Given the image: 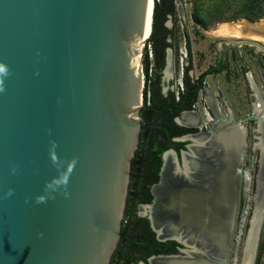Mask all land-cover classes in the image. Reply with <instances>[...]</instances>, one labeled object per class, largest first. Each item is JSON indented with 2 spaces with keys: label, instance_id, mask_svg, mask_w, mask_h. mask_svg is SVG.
Returning a JSON list of instances; mask_svg holds the SVG:
<instances>
[{
  "label": "water",
  "instance_id": "1",
  "mask_svg": "<svg viewBox=\"0 0 264 264\" xmlns=\"http://www.w3.org/2000/svg\"><path fill=\"white\" fill-rule=\"evenodd\" d=\"M148 3L0 0V264L110 263L142 127L144 79L136 57L149 38ZM152 25L153 10L150 34ZM230 42L264 52L257 40ZM260 118L253 109L239 121ZM241 131L237 166L246 145ZM259 141L253 214L264 194ZM195 146H187L189 154ZM244 174L248 182V169ZM232 206L220 257L207 254L205 264H237L226 261ZM260 226L264 209L255 247ZM156 259L175 256H152L148 264H160Z\"/></svg>",
  "mask_w": 264,
  "mask_h": 264
},
{
  "label": "flooded vegetation",
  "instance_id": "2",
  "mask_svg": "<svg viewBox=\"0 0 264 264\" xmlns=\"http://www.w3.org/2000/svg\"><path fill=\"white\" fill-rule=\"evenodd\" d=\"M165 21L164 26L166 29H168V33L164 38V50L162 52L161 49H158L156 53L153 47V82L149 86V100L146 99V94L143 95L142 107L140 109L142 127L139 144L135 155L131 160L130 181L128 185L127 199H125L126 206L121 224V235L109 264H139L141 262L148 264L149 258L156 255H174L175 259L195 256L198 257V259L201 258L203 262V258L207 257V254H209L212 259L215 258L212 249L207 247L208 244L212 242V240L210 243H206V241H200L201 243L194 242L193 244L188 243V245H185L184 243H187L185 239L178 237L179 234H177V232L183 234L182 236L184 237L186 236L185 233L188 230L184 229L185 227H182V225L178 223L176 212L171 211V208L168 210L167 203L171 200V196L170 193H168V199L165 198L166 194L164 195V192L165 190L172 189L174 184L175 187L171 191H175V189L180 187H184V189L193 188L194 191H196V189L201 190V188L203 189L204 187L205 181L209 179L207 172L209 173L210 163L208 162L210 161V157L199 156L194 159L191 157L193 156V150L189 154V149L187 147L189 144L194 143L199 147L202 145L198 144L201 143V141L196 142L194 137L200 135L202 138L205 137L207 140L214 128V125L212 124L215 122L219 123L220 120L232 125L234 124V126H237L238 129L243 130L245 133V126L242 124L244 121H239L240 118H244L245 116L234 118V115L230 109L227 110L228 115L223 113L220 114L216 105V99H213L212 92L208 89L203 90V82L206 77L214 74L217 75L224 70V66L219 62L220 60L218 61V65L209 66L201 74L195 78H192V80L189 78L190 75L188 73L183 72L182 85L184 88L177 91L176 95L175 93H172L173 86L170 84V82L173 80L174 68L172 49L168 46L170 42V31L168 26L165 25ZM222 41L221 43H223V45L226 47L227 45L224 42L225 40L222 39ZM162 58L163 62L160 63ZM169 58L171 60L170 64H168ZM148 68L146 72H148ZM245 77L247 80V74ZM189 89L190 94L194 93L195 96L190 106L187 105V99H185L187 95L185 93L188 92ZM199 92H204L206 94V104L208 106L206 113L209 115V119H207V121L202 119L199 111L196 108ZM255 99L253 98V100ZM154 103H164L165 105L169 106L168 110L161 111V109L158 106H155ZM253 109L251 113L253 112ZM144 111H146L147 116L144 115ZM151 111L153 116L149 117L148 113ZM184 116L188 118L187 121H184ZM249 120H254L256 123V119ZM147 128L149 130L148 136L146 137L144 130ZM149 136H153V138H150ZM188 136L193 138L194 141L187 139ZM137 153H140L138 157H136ZM183 153H186L188 156H183ZM167 155L169 157H166ZM184 159H194V162L191 164L194 165L195 169H193L191 173L188 171V173L191 175L189 176V179L185 175L187 174L185 173L187 169L185 167ZM242 163L243 157L241 159V163H239V166L234 164L235 169L234 172H232L231 177V203H234V206L231 205L234 211L232 230L234 227L236 214L238 218L239 213L243 210L244 195L247 190L244 187V169L247 168L243 167ZM167 165H169L171 170L176 169L178 173L171 172L167 174L168 177L166 176L165 179L164 172ZM217 168L218 167L215 169ZM238 169L241 171H237ZM204 172H206V175L205 177H202ZM171 176H173V178H171V182L167 183V179ZM253 208L254 206L251 209V214L248 212V229L250 226V219L253 215ZM154 210H164L165 212L162 216H158V223H155L153 218ZM208 212L209 207H206L204 209V213L207 214ZM245 213L247 212L245 211ZM243 222L244 217H241V222L237 225L239 231L235 238V254L238 252V240H240L239 235L241 234ZM202 223L205 226L207 219H203ZM169 224L174 225L177 229L173 230L174 228H172V230L169 231ZM158 228H166V232H170V234L161 235ZM171 233H173L174 236L170 237L169 235H171ZM147 240L152 241L147 242ZM244 244L242 247L240 260L243 257ZM233 260H237L236 256L233 258ZM197 264H201L200 260Z\"/></svg>",
  "mask_w": 264,
  "mask_h": 264
},
{
  "label": "rangeland",
  "instance_id": "3",
  "mask_svg": "<svg viewBox=\"0 0 264 264\" xmlns=\"http://www.w3.org/2000/svg\"><path fill=\"white\" fill-rule=\"evenodd\" d=\"M159 1V0H156ZM252 0H172L173 9L167 16L165 25L170 31L169 47L172 49V59L174 75L170 82L173 86V92L183 89V72L190 75V79L195 78L206 70L209 66L218 65V61L224 66V70L217 75H210L204 79V89L212 92L213 99H216V105L220 114L228 115L230 109L234 118L244 117L251 113L253 107V94L251 95L248 76L255 83L258 92L264 91V52L258 50L250 44H232L231 39L217 37L213 31L223 23L228 22H247L244 18L245 9H248ZM256 1V0H255ZM155 3V0H154ZM261 10L264 11V0H259ZM256 5V3H255ZM154 11V10H153ZM196 13L198 22L194 21L193 13ZM252 23L264 22V17L259 20L249 21ZM248 23V22H247ZM152 34V33H151ZM148 40L139 54V66L144 79L143 95L149 100V86L153 76V44ZM224 39L226 43H221ZM230 39V40H229ZM164 40V39H163ZM162 41V40H160ZM223 42V41H222ZM260 42V41H259ZM145 54L148 56V72L145 66ZM188 65V66H187ZM188 67V69H187ZM247 74V80H246ZM146 92L144 93V91ZM255 99V98H254ZM252 101V103H251ZM206 94L199 92L196 105L202 119L207 121L209 115L206 113L208 106L206 104ZM146 103V102H144ZM245 126L246 145L243 155V167H246L250 173L251 179L244 183L247 189L244 195V207L242 212L235 217V223L232 230L230 247L227 262H232L236 256V263L240 264V256L244 241L246 240L248 230L249 213L253 207V197L256 187V176L259 168V151H253L257 137L260 135L255 131L257 123L254 120H248L242 123ZM245 211L247 213H245ZM244 217L241 228L240 240L238 243V252L235 254L236 241L238 235V224ZM264 226L259 231L256 245V258L254 264H264ZM245 246V244H244ZM244 250V249H243Z\"/></svg>",
  "mask_w": 264,
  "mask_h": 264
},
{
  "label": "bare ground",
  "instance_id": "4",
  "mask_svg": "<svg viewBox=\"0 0 264 264\" xmlns=\"http://www.w3.org/2000/svg\"><path fill=\"white\" fill-rule=\"evenodd\" d=\"M152 6L153 0H149L147 6L148 12L144 37L150 35L151 16L153 10ZM263 31L264 22L247 23L236 21L223 23L218 27L217 30L213 32L215 35H217V37L257 40L264 43ZM136 64L139 66L138 56L136 57ZM248 80L250 84L249 87L252 89L253 98H256L253 102V107L261 114V118L256 119V126L257 130L261 132V135H259L260 141L258 140V144L261 146L262 152H264V146L262 144L264 132V91H262L263 93L258 92V89L255 87L256 85L250 76H248ZM183 119L184 121L188 120V118L185 116ZM212 125H214V128L207 140L205 137L202 138L200 135L195 137L196 142L201 141V143L198 144L204 145L206 143V147H193V156H191L194 159L204 155L210 157V161L208 162L210 163L209 173L207 172L209 179L205 181L203 189L201 188L202 191L199 189L194 191L193 188L184 189V187H180L175 189V191H171L175 187L174 184L172 189L165 190L164 195L166 194L165 198H167L168 193H170L171 202L168 201L167 203L168 210L171 208V211L176 212L178 223L182 225V227H185L184 229L188 230L186 231V236L184 237L182 236L183 234L177 232V234H179L178 237L184 238L189 244H193L194 242L201 243L202 241L210 243L212 240L210 244H212L214 247V249H212L215 255L214 257H220L218 256L220 255V244L223 240L224 228L228 223L229 209L231 206V177L232 172H234L235 169L234 163L236 152L239 148L240 141L242 140V131L238 129L237 126H234V124L232 125L223 122V120H220L219 123L215 122ZM166 157L169 156L167 155ZM194 159H188L185 162V167L187 169L185 172L187 174L185 175L188 179L190 178L189 176H191L188 171L191 173V171L195 169L194 165L191 164L194 162ZM216 167L218 168L215 169ZM171 172L178 173L176 169L171 170L169 165H167L164 172V178L166 176L168 177L167 174ZM205 173L206 172H204L203 175L201 174L202 177H205ZM173 176L169 177L166 182L170 183ZM257 203L258 204L255 206L254 214L251 219V228L246 238L241 264H251L252 262L254 249L256 248V230L259 227V222L261 221L264 209V194L260 195L259 201ZM206 207H209V212L207 214L204 213V209ZM164 213V210H154L153 218L155 223H158V216H162ZM203 219H207L205 226L202 223ZM262 227L263 226H260V229ZM172 228H174L173 230L177 229L174 225L169 224L168 230L171 231ZM158 229L161 235L170 234V232H166V228ZM199 260L201 264H205L201 258L195 259V257L192 256L182 259H156L155 263L197 264ZM208 263L216 264L217 261Z\"/></svg>",
  "mask_w": 264,
  "mask_h": 264
},
{
  "label": "trees",
  "instance_id": "5",
  "mask_svg": "<svg viewBox=\"0 0 264 264\" xmlns=\"http://www.w3.org/2000/svg\"><path fill=\"white\" fill-rule=\"evenodd\" d=\"M259 0H252L251 3L249 4L250 6L248 7V9H245V15L243 16L244 18L248 19L249 21H255V20H259L262 17H264V11L261 10L262 8H260V5L258 4ZM256 3V5H255ZM153 25H152V34L150 37V40L153 44L154 50L158 51V49H161L162 52L164 50V41L163 40L165 38V35L168 33V29H166V27L164 26V21L166 20L167 16L172 12V0H159L156 1L154 3L153 6ZM193 19L194 21L198 22V19L196 17V13H193ZM162 40V41H160ZM163 62V58L162 60H160V63ZM148 64H149V60H148V56L145 54V66H146V71L148 68ZM146 92V90L144 91V93ZM185 94L186 97L185 99H187V105L190 106L191 103L194 100V93L190 94V89L188 90V92H186ZM155 106H158L161 111H167L168 110V105H165L164 103H160V104H156L154 103ZM144 115H146V111H144ZM147 116V115H146ZM149 117H152V111L150 113H148ZM148 128L144 130V134L146 135V137L148 136ZM146 131V132H145ZM150 138H153V136H149ZM182 144V143H181ZM140 155V153L136 154V157H138ZM148 241H152V240H147Z\"/></svg>",
  "mask_w": 264,
  "mask_h": 264
},
{
  "label": "clouds",
  "instance_id": "6",
  "mask_svg": "<svg viewBox=\"0 0 264 264\" xmlns=\"http://www.w3.org/2000/svg\"><path fill=\"white\" fill-rule=\"evenodd\" d=\"M0 70H2V69H0Z\"/></svg>",
  "mask_w": 264,
  "mask_h": 264
}]
</instances>
